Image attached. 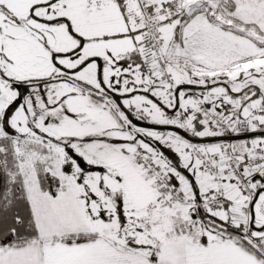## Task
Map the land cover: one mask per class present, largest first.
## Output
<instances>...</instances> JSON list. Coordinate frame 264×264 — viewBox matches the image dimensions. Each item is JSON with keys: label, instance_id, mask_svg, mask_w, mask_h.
Segmentation results:
<instances>
[{"label": "snow or ice", "instance_id": "snow-or-ice-1", "mask_svg": "<svg viewBox=\"0 0 264 264\" xmlns=\"http://www.w3.org/2000/svg\"><path fill=\"white\" fill-rule=\"evenodd\" d=\"M0 264H264V0H0Z\"/></svg>", "mask_w": 264, "mask_h": 264}]
</instances>
